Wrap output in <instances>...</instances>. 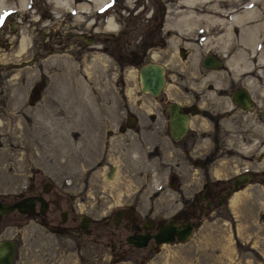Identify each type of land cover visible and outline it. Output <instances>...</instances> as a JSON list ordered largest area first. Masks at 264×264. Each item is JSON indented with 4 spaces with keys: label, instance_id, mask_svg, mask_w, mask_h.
I'll return each instance as SVG.
<instances>
[{
    "label": "flooded vegetation",
    "instance_id": "obj_1",
    "mask_svg": "<svg viewBox=\"0 0 264 264\" xmlns=\"http://www.w3.org/2000/svg\"><path fill=\"white\" fill-rule=\"evenodd\" d=\"M73 2L69 18L62 15L56 23L61 28L54 32L47 28L46 0L42 5L28 0L24 11L8 8L0 14L9 13L0 25V112L12 98L15 70L37 68L39 75L26 97L29 103L44 97L52 46L75 56L98 51L118 69L122 108L112 117L92 108L97 122L83 136L91 153L90 174L102 168L112 176L118 165L110 155L116 152L134 156L142 180L118 200L111 192L91 194V202L108 207L98 222L84 211L74 215L80 201L63 205L61 193L47 182L41 191L22 195L42 196L44 207L36 200L33 211L23 214L58 231L68 230L67 223L75 219L73 229L102 240L113 260L144 261L164 243L190 238L210 211L227 204L229 196L246 184L235 187L236 175L249 171L251 180L264 177V169H243L225 179L210 170L226 143L232 146L235 139L253 138L254 129H264V66L258 63L253 35L243 30L250 19L235 23L230 18V12L240 11L247 1L215 0L192 7L183 0H107L96 7L92 0ZM80 2L89 7L79 10ZM23 34L26 46L18 52ZM48 38L57 43L48 44ZM261 41L260 37L258 52L264 50ZM146 76L156 92L142 89ZM128 83L134 85L131 93ZM102 118L107 124L99 130L96 124ZM76 132L70 135L79 140ZM263 157L264 152L258 158ZM191 170L201 179L197 187L186 182ZM30 177L34 179L33 174ZM147 179L157 181L154 189L147 187ZM81 214L90 220L86 229L80 226ZM91 225L97 228L93 231ZM155 234L163 240L158 242ZM169 237L172 241L166 242Z\"/></svg>",
    "mask_w": 264,
    "mask_h": 264
},
{
    "label": "rangeland",
    "instance_id": "obj_2",
    "mask_svg": "<svg viewBox=\"0 0 264 264\" xmlns=\"http://www.w3.org/2000/svg\"><path fill=\"white\" fill-rule=\"evenodd\" d=\"M37 1L42 5V0ZM10 3L20 7L18 0ZM73 3L72 0V6ZM97 5L100 3L92 6ZM46 9L47 28L53 32L54 28H61L56 23L62 15L70 16L67 10L60 9L61 16L52 18L49 0H46ZM62 33L67 32L62 30ZM262 36L260 43L264 48ZM47 42L57 43L52 38ZM52 47L46 59L44 97L36 103H29L26 97L33 78L39 75L37 68L15 70L12 98L0 112V198L12 201L31 191H41L47 182L61 193L63 205L80 201V206L73 208L74 215L84 211L98 222L108 213V207L105 203L91 202L94 200L91 194L111 192L118 200L122 192L131 193L142 180L136 171L134 156L116 152L110 155L118 165L112 176L108 178L102 168L90 174L91 153L83 136H88V126L97 122L92 108L110 117L122 108L119 72L114 61L98 51L75 56L71 50L61 54L56 46ZM128 86L127 91L131 93L134 85L128 83ZM105 119L96 124H100L97 129L107 122ZM77 130L79 140L70 135L77 134ZM252 134L253 138L235 139L232 146L226 143L227 147L222 148L221 157L210 170L223 179L243 169L263 170L264 157H258L264 152V129H254ZM197 175L191 170L186 182L197 187L201 181ZM210 177L215 178L212 174ZM146 182L149 189L156 187V180ZM185 191L189 194L192 188ZM232 194L238 195L235 205L230 200ZM232 194L227 204L207 214L187 241L164 243L144 261L113 260L102 240L73 229L75 219L67 223L68 230L58 231L27 214L12 211L0 221V239L11 237L16 241L12 264H264V183L255 177ZM96 225H91V230Z\"/></svg>",
    "mask_w": 264,
    "mask_h": 264
},
{
    "label": "bare ground",
    "instance_id": "obj_3",
    "mask_svg": "<svg viewBox=\"0 0 264 264\" xmlns=\"http://www.w3.org/2000/svg\"><path fill=\"white\" fill-rule=\"evenodd\" d=\"M19 1V11H24L27 7L28 4V0H18ZM52 3V8L53 11H51L52 13H54V16L52 18L55 17H60L61 15H58V12H60V9L63 10H67L68 13L70 14L71 11L73 10V6H72V0H49ZM94 3H100V5H103L107 2V0H92ZM215 0H183V3L186 4L189 7H192L193 5L199 3V2H206V3H210V2H214ZM238 1H243V0H238ZM246 4L244 5V7L242 9H240V11H234V12H230L231 15V19H233L236 22H241L243 19H250V22L244 26L243 30H245L244 32L246 33H250L253 35L254 37V47L257 48L256 46L259 43V38L260 36H262L264 34V0H246ZM228 2V1H227ZM17 7V6H16ZM89 7V4L87 2H80V4L77 6V8L79 10H86ZM10 8L11 10L16 9L9 0H0V14L2 12H4L6 9ZM29 10V9H28ZM216 10V9H215ZM225 10V9H224ZM31 11V10H30ZM18 12V11H17ZM49 13L50 15L52 13ZM193 11H189L188 13H192ZM208 12V11H207ZM223 13V12H222ZM52 16V15H51ZM189 18H196L195 16H188ZM214 17V16H213ZM212 19V18H211ZM55 20V19H54ZM53 20V21H54ZM232 20V21H233ZM253 20L257 21L254 22ZM243 22V21H242ZM245 22V21H244ZM52 24H54V22H52ZM240 24V23H239ZM48 25V22H47ZM111 26H114V24L111 22L110 23ZM243 27V26H242ZM261 32V33H260ZM264 37V36H262ZM26 38L25 35L23 34L22 40H21V44L19 47V51L21 52L24 47L26 46ZM256 50V49H255ZM257 52V51H256ZM242 58V57H241ZM240 59V58H239ZM257 60L258 63H260L262 66H264V51L261 52H257ZM235 63V62H234ZM248 64V63H247ZM231 65V64H230ZM249 65V64H248ZM234 68V67H233ZM241 68V67H240ZM244 68V67H243ZM235 69V68H234ZM233 69V70H234ZM242 71V69H240ZM238 71V70H237ZM236 72V71H235ZM239 73V72H237ZM52 114L50 112H48V115ZM25 133V132H24ZM24 137V136H23ZM6 139V138H5ZM12 139V138H11ZM17 139V138H16ZM14 139V140H16ZM19 140V139H18ZM7 141V140H6ZM16 142V141H15ZM23 142V141H22ZM6 143V142H5ZM16 144V143H15ZM8 145V144H7ZM11 146V145H9ZM6 149V148H5ZM4 150V149H3ZM13 151V150H12ZM8 153V152H7ZM6 153V154H7ZM11 153V152H10ZM16 155V154H15ZM14 156V155H13ZM239 194V193H238ZM242 197V196H240ZM239 200L238 199V195L235 194L232 196L231 198V202L233 205L236 204V201Z\"/></svg>",
    "mask_w": 264,
    "mask_h": 264
},
{
    "label": "water",
    "instance_id": "obj_4",
    "mask_svg": "<svg viewBox=\"0 0 264 264\" xmlns=\"http://www.w3.org/2000/svg\"><path fill=\"white\" fill-rule=\"evenodd\" d=\"M149 80L150 79H148L147 76L143 77L142 89L143 90L148 89L153 92H156V87L153 86ZM159 81H160V78H159ZM251 178H252V174L249 171L240 173L236 175L233 179L234 186L237 187L242 184H245L249 182ZM262 182H264V177H262ZM228 192H230V190ZM36 200L42 203V208H43L45 205V200L42 196L26 195L18 199H15L12 202H7V201L0 199V220L4 213H8L13 210H18L19 212H22V213H31L34 209V204ZM79 218H80V226L86 229L90 223L89 218L84 214H81ZM155 237L158 242L163 240L161 237L158 236V234H155ZM188 238H189V235L180 237L182 241H186ZM129 240L133 241L132 238H129ZM165 240L166 242H171L172 238L169 237V238H166ZM136 244L141 245L142 243H136ZM15 250H16V243L14 239H12L11 237L0 239V264H12L14 255H15Z\"/></svg>",
    "mask_w": 264,
    "mask_h": 264
},
{
    "label": "snow or ice",
    "instance_id": "obj_5",
    "mask_svg": "<svg viewBox=\"0 0 264 264\" xmlns=\"http://www.w3.org/2000/svg\"><path fill=\"white\" fill-rule=\"evenodd\" d=\"M8 15H9V13L5 12V13H4V16H3V17H0V25L3 24V22H4V18L7 17Z\"/></svg>",
    "mask_w": 264,
    "mask_h": 264
}]
</instances>
